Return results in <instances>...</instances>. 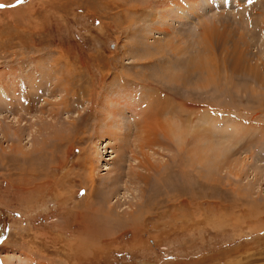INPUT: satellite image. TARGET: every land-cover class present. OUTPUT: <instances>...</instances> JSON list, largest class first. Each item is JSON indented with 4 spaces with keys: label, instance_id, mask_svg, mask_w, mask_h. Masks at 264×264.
<instances>
[{
    "label": "rangeland",
    "instance_id": "obj_1",
    "mask_svg": "<svg viewBox=\"0 0 264 264\" xmlns=\"http://www.w3.org/2000/svg\"><path fill=\"white\" fill-rule=\"evenodd\" d=\"M0 4V264H264V0Z\"/></svg>",
    "mask_w": 264,
    "mask_h": 264
},
{
    "label": "bare ground",
    "instance_id": "obj_2",
    "mask_svg": "<svg viewBox=\"0 0 264 264\" xmlns=\"http://www.w3.org/2000/svg\"><path fill=\"white\" fill-rule=\"evenodd\" d=\"M207 31V30H206ZM216 32V31H215ZM241 33V32H240ZM246 35V34H245ZM261 66V65H260ZM212 73V72H211ZM256 75V77L257 78H259L260 76H259V74L257 75V74H255ZM260 80V79H259ZM263 80H264V78H263ZM262 80V81H263ZM264 82V81H263ZM262 82V83H263ZM263 85V84H262ZM264 87V86H263ZM161 95H162V93H160ZM160 94H158V96L156 97V103H160V105H161V107H162V103H161V99H162V97H164V96H161ZM132 96V95H131ZM168 96V95H167ZM130 97V96H129ZM127 98V97H126ZM152 98V97H151ZM130 100H131V98H130ZM136 99H133L132 101H133V103H134V101H135ZM168 100V99H167ZM166 100V101H167ZM168 102V101H167ZM132 103V102H131ZM132 103V104H133ZM132 104H129V106L130 107H128V109L129 110H133V106H132ZM168 104V103H167ZM166 103H165V106L167 105ZM135 105V104H134ZM164 106V105H163ZM138 108V107H137ZM143 108V107H142ZM141 109V108H140ZM112 110V109H111ZM136 110V109H135ZM163 110V109H162ZM169 110V109H168ZM137 112H138V110H137ZM163 112V111H162ZM134 113H136V111H134ZM137 114V113H136ZM149 117V116H148ZM149 119L151 120V118H148V119H145V121H144V123H143V126H142V131L144 132L143 133V137L146 139V142H145V140L144 141H142V137L140 138L141 139V141H142V143L140 144V142H139V148H140V150L141 151H143V160H139L138 159V168L141 170H143V171H145V173H151V171H155V173H156V175L159 177L160 176V170L161 169H164L163 167H165V165L162 167V166H160L161 165V163L162 162H160L158 165V167H161V168H158L157 167V170H155L156 168L154 167V165H153V163L148 159L149 157H147V153H145L144 151L145 150H143L144 148H146L147 147V149L148 148H150L151 146H154V144H157V140H156V135L157 134H155L154 132H156V124H159L160 122H159V120H157L156 122H154L153 120L152 121H149ZM202 121V120H201ZM112 123V122H111ZM111 123H108V124H106V127H107V129H109L110 127H112L111 126ZM113 124V123H112ZM189 124V123H188ZM215 124V123H214ZM171 127V126H170ZM160 128H161V126H160ZM164 128V127H163ZM180 128V126H178V125H174V127H172V129H170V134L171 135H173L174 137H176V139H177V141L179 140V141H183V135H184V131H182V130H180L179 129ZM185 128V127H184ZM169 128H167V130H168ZM162 131H165L164 129H162ZM161 131V132H162ZM154 137V138H153ZM166 137V136H165ZM188 136H186V138H187ZM171 138V137H170ZM205 138V137H204ZM172 139V138H171ZM185 140V139H184ZM183 143V142H182ZM176 144H177V142H176ZM183 149V148H182ZM137 155V154H136ZM141 159V158H140ZM136 169V168H135ZM154 173V174H155ZM147 174H141V175H139V174H135L134 176H133V178L135 179V178H137L138 180H147L148 178L147 177H145ZM153 174V175H154ZM130 176H131V174H129ZM149 175V174H148ZM147 175V176H148ZM128 175H126V177H127ZM150 176V175H149ZM188 176V175H187ZM155 177V176H154ZM124 177L123 176H120L119 177V179H116V182H115V185H118L119 183H120V181L123 179ZM153 178V177H152ZM151 178V179H152ZM157 178V177H156ZM130 181H132V179L130 180ZM93 182H95L94 180L92 181V183ZM150 182V181H149ZM34 186V185H33ZM94 193V188L92 187V189L90 190V195L92 196V194ZM187 200V199H186ZM139 208H140V206H138ZM90 209L92 210V211H95L94 209H93V203H91V205H90ZM110 210V209H109ZM106 212V211H105ZM136 213H138L137 211H134L133 213H128V211H126V210H124L123 212H121V211H119L118 209H111L109 212L107 211V213L106 214H102V212H99V211H97V213L96 212H94V213H91V214H89L88 216H87V219H88V221H89V223H90V226H89V229H88V231H89V233H91V237H92V232H94L95 231V236L97 235L96 233L97 232H100V233H102V234H105V233H107V231H106V228L107 227H105V222H104V220H106V221H108L109 222V224H110V227H112L113 229H116V230H118V229H121V230H123V229H126V230H132L135 234H137V233H139L140 232V228H139V221L137 220V219H139V216H137L136 215ZM91 215H95V216H91ZM101 216V217H100ZM80 218V217H79ZM106 218V219H105ZM84 220V219H83ZM103 223L102 224V226H101V224L100 223ZM148 223V222H147ZM107 229H109V228H107ZM112 229V230H113ZM86 230V229H85ZM139 230V231H138ZM87 232V231H86ZM101 234V235H102ZM108 234V233H107ZM90 234H88V236H89ZM93 239H95V238H93ZM92 240V239H91ZM93 241V240H92ZM16 259V260H15ZM14 260H15V262H19L18 264H33L34 263V260H30V259H28L27 257H26V259H20V257L19 258H14ZM10 261H12V259H9V261L8 262H10ZM17 264V263H16Z\"/></svg>",
    "mask_w": 264,
    "mask_h": 264
},
{
    "label": "snow or ice",
    "instance_id": "obj_3",
    "mask_svg": "<svg viewBox=\"0 0 264 264\" xmlns=\"http://www.w3.org/2000/svg\"><path fill=\"white\" fill-rule=\"evenodd\" d=\"M20 2L22 3L23 0H20ZM5 7H7V6H6V5H2V4H0V9H3V8H5Z\"/></svg>",
    "mask_w": 264,
    "mask_h": 264
}]
</instances>
